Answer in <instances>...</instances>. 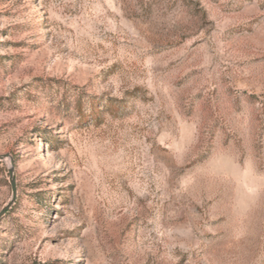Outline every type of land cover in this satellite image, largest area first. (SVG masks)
I'll list each match as a JSON object with an SVG mask.
<instances>
[{"label":"rangeland","instance_id":"374dc122","mask_svg":"<svg viewBox=\"0 0 264 264\" xmlns=\"http://www.w3.org/2000/svg\"><path fill=\"white\" fill-rule=\"evenodd\" d=\"M0 155V264H264V0H0Z\"/></svg>","mask_w":264,"mask_h":264},{"label":"water","instance_id":"95a60500","mask_svg":"<svg viewBox=\"0 0 264 264\" xmlns=\"http://www.w3.org/2000/svg\"><path fill=\"white\" fill-rule=\"evenodd\" d=\"M7 157H8V155H0V161L5 160ZM9 174H10L11 186H12V189H13V197H12V200L8 203V205L5 206L0 211V220L5 217V215L11 209L12 205L14 204V202H15V200L17 198V180H16L15 169H14L12 161H11V166L9 168Z\"/></svg>","mask_w":264,"mask_h":264},{"label":"bare ground","instance_id":"6f19581e","mask_svg":"<svg viewBox=\"0 0 264 264\" xmlns=\"http://www.w3.org/2000/svg\"><path fill=\"white\" fill-rule=\"evenodd\" d=\"M9 164H10V160H8Z\"/></svg>","mask_w":264,"mask_h":264}]
</instances>
